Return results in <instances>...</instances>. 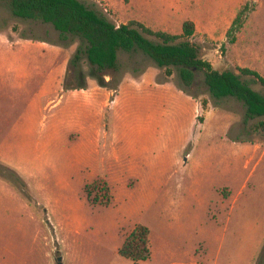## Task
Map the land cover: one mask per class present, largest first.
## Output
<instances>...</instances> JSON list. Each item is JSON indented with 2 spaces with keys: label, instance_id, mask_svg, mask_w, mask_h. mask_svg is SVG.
I'll use <instances>...</instances> for the list:
<instances>
[{
  "label": "rangeland",
  "instance_id": "obj_1",
  "mask_svg": "<svg viewBox=\"0 0 264 264\" xmlns=\"http://www.w3.org/2000/svg\"><path fill=\"white\" fill-rule=\"evenodd\" d=\"M83 1L117 24L135 19L173 34L191 19L201 57L264 76V0ZM64 43L52 24L14 16L0 0V264H59V256L63 264H264V116L247 118L238 99L214 97L197 71L195 117L175 100L132 102L126 109L151 132L130 130L122 141L136 119L116 128L111 99L100 94L108 88L97 82L94 105L90 76L86 89L65 88L78 42ZM119 58L124 75L156 66L140 51ZM160 71L158 80L181 83L177 70ZM97 179L110 186L108 205L88 199ZM137 224L149 228L152 251L140 263L119 253Z\"/></svg>",
  "mask_w": 264,
  "mask_h": 264
},
{
  "label": "trees",
  "instance_id": "obj_2",
  "mask_svg": "<svg viewBox=\"0 0 264 264\" xmlns=\"http://www.w3.org/2000/svg\"><path fill=\"white\" fill-rule=\"evenodd\" d=\"M14 16L50 23L59 32L65 45L78 42L69 60L65 77V88L86 89L87 76L94 78L102 87L117 90L124 78L123 65L119 54L142 52L158 68L166 69L167 75L178 71L181 83L178 85L186 93L196 80V72L202 71L209 92L216 98L234 97L246 109L247 118L264 116V94L255 90L250 80L264 87V76L249 67L237 66L236 70L217 69L212 62L200 55V49L192 41L197 31L196 23L185 20L183 32L173 34L164 30H154L142 22L132 19L117 24L96 7L83 0H4ZM244 9L234 19L228 30L232 43L244 22ZM85 65L89 70H85ZM134 69V75L144 72ZM109 77V79H107ZM259 125L264 122L260 121ZM88 199L94 204L108 205L112 194L108 182L97 179L86 186ZM150 230L146 225L137 224L133 232L119 249V253L135 263L151 256Z\"/></svg>",
  "mask_w": 264,
  "mask_h": 264
},
{
  "label": "crops",
  "instance_id": "obj_3",
  "mask_svg": "<svg viewBox=\"0 0 264 264\" xmlns=\"http://www.w3.org/2000/svg\"><path fill=\"white\" fill-rule=\"evenodd\" d=\"M120 23H122V21H120ZM160 72V68L154 65H150L144 72L138 75L125 74L117 90H110L100 86V88L106 89L105 92L100 91V94H106V96L111 99V116L115 121L114 123L116 128L119 129L122 127V123L119 124L120 120L126 121L128 119H136L135 121H137L136 126L132 124V129H129L130 127L128 128L127 124L125 125V127L127 128L119 134V136H121V140L123 138L122 135H126L124 134V132L127 133L130 132V130L133 131L135 135H142V133L144 132H151V129H149L148 131H143V129H141V126L139 125L141 115L138 112L128 111L126 109L128 104L132 102L142 104L143 102H145V100H150L155 105V108L156 104L160 105L163 108L165 107V101L175 100L180 103L178 105L179 107L183 106L181 103H183L185 106H190L193 109L194 117L196 116V113L201 109V104L198 98H195L194 96L183 91L173 80H158ZM89 85H92V88L94 89L91 93V97L94 99V105H96L98 93L96 89V87L98 86L97 81H90ZM94 113L96 112L94 111ZM150 119H156V116L154 118L149 117V120ZM159 119L161 120V115ZM153 135L156 136V129L153 131Z\"/></svg>",
  "mask_w": 264,
  "mask_h": 264
},
{
  "label": "water",
  "instance_id": "obj_4",
  "mask_svg": "<svg viewBox=\"0 0 264 264\" xmlns=\"http://www.w3.org/2000/svg\"><path fill=\"white\" fill-rule=\"evenodd\" d=\"M58 261H59V264H63L62 263V257L61 256L58 257Z\"/></svg>",
  "mask_w": 264,
  "mask_h": 264
}]
</instances>
